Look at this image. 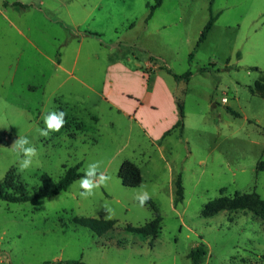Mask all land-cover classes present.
Instances as JSON below:
<instances>
[{
  "label": "rangeland",
  "instance_id": "374dc122",
  "mask_svg": "<svg viewBox=\"0 0 264 264\" xmlns=\"http://www.w3.org/2000/svg\"><path fill=\"white\" fill-rule=\"evenodd\" d=\"M3 1L0 188L32 193L43 174L57 181L75 165L85 173L96 164L107 178L87 197L80 178L50 198L0 200V264H190L195 244L205 250L201 264H264L262 220L245 210L201 215L219 196L264 199V98L249 91L264 76V0H162L149 19L154 0H7L25 9ZM209 12L217 18L196 47ZM167 70L190 75L175 80ZM61 111L62 127L41 135L44 116ZM20 138L36 150L24 170ZM124 160L139 168L135 188L117 177ZM178 177L183 201L174 205ZM147 201L161 217L154 240L124 231L153 218ZM73 216L116 223L98 236Z\"/></svg>",
  "mask_w": 264,
  "mask_h": 264
},
{
  "label": "trees",
  "instance_id": "16d2710c",
  "mask_svg": "<svg viewBox=\"0 0 264 264\" xmlns=\"http://www.w3.org/2000/svg\"><path fill=\"white\" fill-rule=\"evenodd\" d=\"M162 0H154L152 5L146 4L149 8L147 19H149L157 7L160 6ZM7 5L6 2L3 3ZM14 7L21 9L27 8L26 5L21 3H14ZM217 15H213L209 12V17L207 22L204 24L200 34L198 36L196 47L200 45L206 38L208 32L210 31L213 23L215 22ZM87 35H96L93 33H87ZM193 55H189V59H192ZM167 73L170 74L175 80H188L189 72H186L182 75L173 74L170 70H167ZM251 94H255L261 98H264V76H259L249 88ZM226 112L230 113L234 117H240V114L228 107L225 108ZM178 121L176 122V127L182 129V118H183V106L178 103ZM4 141L0 137V142ZM79 165L67 168L63 175L57 180L53 181L47 174H43L40 177L41 186L37 188L32 193L19 192L18 194L6 192L3 188H0V200L8 203H24L33 201L39 198H50L56 196L60 192L66 191L68 187L75 182L76 180L83 178L85 173L79 171ZM264 170V162L259 163L257 166V171ZM117 177L120 179L121 184L127 188H135L141 183V174L139 168L132 163L131 161L124 160L117 171ZM12 186L10 182H7V187ZM175 198L173 200L174 205L181 203L183 201V188L181 186L180 178L176 180L175 183ZM147 205L153 211V218L145 222L140 226H131L126 225L124 231L131 234H138L143 237L149 238L150 240L156 239L160 233V221L161 217L157 212L156 208L152 202L147 201ZM236 211V210H245L251 212L254 216L258 217L264 222V199L261 198L256 193H238L236 192L232 197L219 196L206 204L203 205L201 209V215L203 217H211L217 214L220 211ZM70 222L74 225H78L84 228H87L91 232L95 233L98 236H101L108 231L112 230L115 225V221L111 219H97L93 217H76L73 216L70 218ZM190 261V264H201L205 256V250L202 244H198L196 247L192 248L186 255ZM42 264H85L81 261H64V262H49L45 261Z\"/></svg>",
  "mask_w": 264,
  "mask_h": 264
},
{
  "label": "clouds",
  "instance_id": "9594fccd",
  "mask_svg": "<svg viewBox=\"0 0 264 264\" xmlns=\"http://www.w3.org/2000/svg\"><path fill=\"white\" fill-rule=\"evenodd\" d=\"M64 112H58L57 113H48L44 116V122L46 125L45 129H40L41 135H47L48 130H56L58 131L62 125L64 124ZM29 145V141L27 138H20L15 141L14 147L18 155L22 154L21 159L19 161V168L21 170L27 169L32 164V157L35 155V148ZM98 173V175H97ZM106 175L104 172L100 171L98 172L97 165L96 164H90L88 168L86 169L85 176L80 179L79 181V188L81 191L79 192V195L81 197H87L91 195L92 190L94 186L97 184L103 183L106 180ZM141 205L149 199L147 192L139 193L136 197Z\"/></svg>",
  "mask_w": 264,
  "mask_h": 264
},
{
  "label": "crops",
  "instance_id": "0c3cea01",
  "mask_svg": "<svg viewBox=\"0 0 264 264\" xmlns=\"http://www.w3.org/2000/svg\"><path fill=\"white\" fill-rule=\"evenodd\" d=\"M4 2H6L7 3V5H4L3 3ZM3 3H2V6L3 7H9V6H11V7H13L14 9H17L18 7H14L13 6V4L14 3H20V1H15V2H8L7 0H4L3 1ZM22 4V3H21ZM24 5V4H23ZM57 64H58V61H57ZM151 96L152 95H156L157 97H159V99H161L160 100V103L161 102H163V103H161L160 104V107H163V104L165 103V101L163 100L164 99V97H166L162 92H161V88L159 87V86H155V87H153L152 89H151ZM104 96V95H103ZM105 99V98H104ZM106 100V99H105ZM142 101L140 100V99H137V103L135 104V106H136V112L138 111V109L141 107V105H142ZM164 105H166V103L164 104ZM129 116V115H128ZM130 117H132V115L130 116ZM176 121V119H174L173 121H172V123L173 122H175ZM141 126H142V124H140ZM142 128H143V126H142ZM146 132V131H145ZM160 133H161V131H160ZM160 133L159 134H157V135H150V133L149 134H146V136L150 139V141L151 140H154V139H158L161 135H160ZM198 244H195V246L194 247H196ZM193 247V248H194ZM57 262H64L65 260H56ZM66 261H69V260H66Z\"/></svg>",
  "mask_w": 264,
  "mask_h": 264
},
{
  "label": "built area",
  "instance_id": "2783aa9c",
  "mask_svg": "<svg viewBox=\"0 0 264 264\" xmlns=\"http://www.w3.org/2000/svg\"><path fill=\"white\" fill-rule=\"evenodd\" d=\"M222 102H226V99L225 98H222Z\"/></svg>",
  "mask_w": 264,
  "mask_h": 264
}]
</instances>
